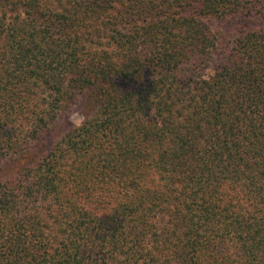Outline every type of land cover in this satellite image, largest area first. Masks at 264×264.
I'll return each mask as SVG.
<instances>
[{
    "label": "trees",
    "instance_id": "16d2710c",
    "mask_svg": "<svg viewBox=\"0 0 264 264\" xmlns=\"http://www.w3.org/2000/svg\"><path fill=\"white\" fill-rule=\"evenodd\" d=\"M0 264H264V0H0Z\"/></svg>",
    "mask_w": 264,
    "mask_h": 264
},
{
    "label": "rangeland",
    "instance_id": "374dc122",
    "mask_svg": "<svg viewBox=\"0 0 264 264\" xmlns=\"http://www.w3.org/2000/svg\"><path fill=\"white\" fill-rule=\"evenodd\" d=\"M70 121H72L74 124H79L82 121V118L80 115L73 113L70 116Z\"/></svg>",
    "mask_w": 264,
    "mask_h": 264
}]
</instances>
